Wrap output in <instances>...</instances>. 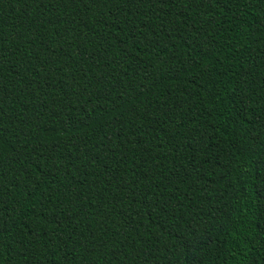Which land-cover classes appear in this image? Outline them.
Listing matches in <instances>:
<instances>
[{
	"label": "trees",
	"instance_id": "trees-1",
	"mask_svg": "<svg viewBox=\"0 0 264 264\" xmlns=\"http://www.w3.org/2000/svg\"><path fill=\"white\" fill-rule=\"evenodd\" d=\"M0 264H264V0H0Z\"/></svg>",
	"mask_w": 264,
	"mask_h": 264
}]
</instances>
